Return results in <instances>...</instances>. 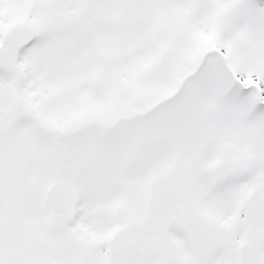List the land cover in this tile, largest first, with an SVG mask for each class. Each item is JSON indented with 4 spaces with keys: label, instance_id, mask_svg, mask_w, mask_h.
Masks as SVG:
<instances>
[{
    "label": "snow or ice",
    "instance_id": "6c2138e0",
    "mask_svg": "<svg viewBox=\"0 0 264 264\" xmlns=\"http://www.w3.org/2000/svg\"><path fill=\"white\" fill-rule=\"evenodd\" d=\"M0 264H264V0H0Z\"/></svg>",
    "mask_w": 264,
    "mask_h": 264
}]
</instances>
